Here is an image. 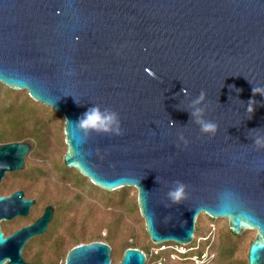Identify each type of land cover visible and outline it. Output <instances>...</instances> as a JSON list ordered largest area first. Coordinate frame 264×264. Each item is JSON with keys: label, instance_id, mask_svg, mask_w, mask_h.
I'll use <instances>...</instances> for the list:
<instances>
[{"label": "water", "instance_id": "95a60500", "mask_svg": "<svg viewBox=\"0 0 264 264\" xmlns=\"http://www.w3.org/2000/svg\"><path fill=\"white\" fill-rule=\"evenodd\" d=\"M0 84L63 118L65 167L104 191L136 190L151 243H190L203 214L234 234L255 231L246 262L264 264V150L253 147L264 136V0H0ZM201 90L212 138L188 111ZM92 105L117 112L124 134L83 140L69 122ZM31 146L0 144V182ZM175 181L187 186L179 205L167 199ZM34 202L0 195V223ZM52 216L46 206L8 235L0 226V264H27L22 248ZM144 263L125 248L116 264ZM62 264H112L111 249L80 243Z\"/></svg>", "mask_w": 264, "mask_h": 264}, {"label": "rangeland", "instance_id": "374dc122", "mask_svg": "<svg viewBox=\"0 0 264 264\" xmlns=\"http://www.w3.org/2000/svg\"><path fill=\"white\" fill-rule=\"evenodd\" d=\"M22 92H24L22 97L25 99L27 93L26 91ZM57 116L58 118L50 121L48 128L49 149L46 153H39L34 150L35 143L33 139L27 137L22 140L28 141L32 146L30 152L24 158L23 169L17 172L39 166L44 169L43 172L46 174H42L41 177H38L37 175L39 174H37L38 178L28 181L22 176L7 173L0 182V191L2 193L6 194L15 190H22L24 197L35 201L29 211L32 218H38L42 214L44 206H52L49 203L58 204L60 202L70 206L67 209V217H65L64 213L66 205H64V208L57 207L54 209L52 219L47 226L48 231L32 237L22 248L21 252L24 261L27 264L29 262L36 263V258H38L39 264H62L67 251L75 244L73 239L80 237H82V243L91 242L96 236L106 237L111 249L112 264H116L120 260L123 250L132 244L142 248V252L147 253L151 242L144 230V221L138 211L136 190L124 187L110 191L114 193L113 197H115L116 193H119L121 189H125L124 198L122 197L123 195L121 196L123 203L115 204L121 198L117 197L115 201H109L107 199L109 198L108 191L101 190L95 186L91 187L85 177V179L81 180L79 179V173L65 167L62 162V156L66 151L63 135L64 120L60 115L57 114ZM33 207L35 209H32ZM26 217L1 222L4 234L8 235L18 228L30 224V220H26ZM112 222L117 227H112ZM210 225H213V231L210 230ZM195 227L196 237L210 235V238L203 242L202 248L205 249L207 244L210 243L209 252H213L215 258L209 264H216L214 263L216 259L214 250L218 243V238L226 236L228 232L227 221L220 218L213 219L201 214L195 221ZM48 233L49 235L54 233V235L45 238ZM235 235L238 236L231 239L228 238L234 250L232 258L233 262L242 263L246 260L248 246L255 236V231L245 230ZM57 239H62L63 241L60 249H56ZM165 264L190 263L167 261Z\"/></svg>", "mask_w": 264, "mask_h": 264}, {"label": "trees", "instance_id": "16d2710c", "mask_svg": "<svg viewBox=\"0 0 264 264\" xmlns=\"http://www.w3.org/2000/svg\"><path fill=\"white\" fill-rule=\"evenodd\" d=\"M22 95H24V92L8 89L0 84V144L9 143V142H20L23 139L29 137L33 139L35 143L34 150H36V152L46 153L49 149V139H48L49 130L48 128L50 125V121L54 118L55 119L58 118V116L53 111H51L49 108L44 107L43 105L31 100V98H29L27 95L25 96V99H23ZM43 171L44 169L38 166V167H33L32 169H29V170L11 173V175L22 176V178H26L29 181V180H35L36 178L41 177L42 174H46ZM79 179L83 180L85 178L80 175ZM89 185L93 187V185L90 182H89ZM125 193H126L125 189H121L119 193H116L115 197H113L114 193L108 192L107 194L109 198L107 199H109V201H115L117 197L120 199L122 195H123L122 197L124 198ZM123 198H121V200H119L115 204H122ZM49 204H51L54 207V209H56L57 207L64 208L65 207L64 205H66V208H65L66 211H64V213H65V217H67V213H68L67 209L68 207H70L68 204H63L60 202H58V204L57 203H49ZM35 207H33L32 209H35ZM25 219L30 220V223H32L36 218H32L31 213H29V215ZM111 224L113 225L112 227L114 228L117 227L115 223L112 222ZM46 231H48V228L46 229ZM195 231H196V227L194 228V233ZM227 231L228 232L226 236L224 237L220 236L218 238V243L216 244V248L214 250L216 252V259L214 263L216 264H247L246 260H244L242 263L233 262L232 256H233L234 250H233V246L230 243V239L238 235L233 234L229 230V228ZM49 233H48V236H46L45 238H48L49 236L54 235V233L50 235ZM81 238L82 237L73 239L75 243L74 246L82 243ZM94 238L95 239L91 240V242L100 241V242L109 244L106 241V237L102 238L100 236H96ZM62 242H63L62 239H57L56 249H60L62 247ZM150 245H152V243H150ZM128 248H136L140 251H143L142 248L135 246L133 244L129 246ZM39 263L40 262L38 258H36V263L29 262V264H39Z\"/></svg>", "mask_w": 264, "mask_h": 264}, {"label": "clouds", "instance_id": "9594fccd", "mask_svg": "<svg viewBox=\"0 0 264 264\" xmlns=\"http://www.w3.org/2000/svg\"><path fill=\"white\" fill-rule=\"evenodd\" d=\"M181 92L185 97L188 96L186 89H181ZM256 94H258V89L253 88V95ZM205 97L206 93L201 90L198 97L191 100L188 111L191 121L199 127L200 132L203 135H207L212 138L216 135L218 125L211 120L205 119L207 107V105L204 104ZM254 103V101H249L248 103L249 108L247 111L250 113L253 112L252 105H254ZM77 104L79 105V103ZM69 123H72L75 126L76 131L81 134L82 139L85 141L93 134L112 137H120L124 134L119 114L107 107L102 109L100 105H92L80 117H78L75 122ZM255 131L257 130H252L251 132ZM180 139L183 141L185 146H187V140H185L183 136H181ZM253 147L258 151L264 150V136L257 135L254 137ZM186 189L187 186L183 182H173V187L167 192V199L171 204H181L188 198Z\"/></svg>", "mask_w": 264, "mask_h": 264}, {"label": "built area", "instance_id": "2783aa9c", "mask_svg": "<svg viewBox=\"0 0 264 264\" xmlns=\"http://www.w3.org/2000/svg\"><path fill=\"white\" fill-rule=\"evenodd\" d=\"M213 228V225H210L211 231L214 230ZM209 238L210 235L196 237L194 233L192 241L188 244L175 242L152 244L147 253L143 252L145 256L144 264H165L167 261L190 264H209L215 258L214 253L209 252L210 243L207 244L205 249L202 248L203 242Z\"/></svg>", "mask_w": 264, "mask_h": 264}, {"label": "flooded vegetation", "instance_id": "af4514ba", "mask_svg": "<svg viewBox=\"0 0 264 264\" xmlns=\"http://www.w3.org/2000/svg\"><path fill=\"white\" fill-rule=\"evenodd\" d=\"M12 192H13V191H12ZM8 194H10V193H6V194H4V193H2V192L0 191V195H2V196H4V195H8ZM24 198H26V197H24ZM46 206H50V205H46ZM46 206H45V207H46ZM45 207H44V208H45ZM51 207L53 208V213H54V207H53V206H51ZM43 211H44V209H43ZM43 211H42V212H43ZM0 226H1V223H0ZM1 229H2V228H1ZM3 233H4V232H3ZM4 235H5V234H4Z\"/></svg>", "mask_w": 264, "mask_h": 264}]
</instances>
